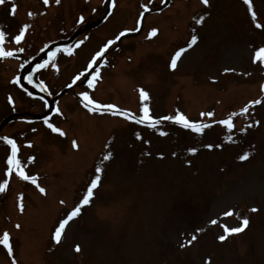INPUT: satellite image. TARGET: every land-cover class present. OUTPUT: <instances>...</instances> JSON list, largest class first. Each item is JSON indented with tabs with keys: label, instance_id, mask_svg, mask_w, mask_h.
I'll use <instances>...</instances> for the list:
<instances>
[{
	"label": "rangeland",
	"instance_id": "obj_1",
	"mask_svg": "<svg viewBox=\"0 0 264 264\" xmlns=\"http://www.w3.org/2000/svg\"><path fill=\"white\" fill-rule=\"evenodd\" d=\"M107 1L0 4V43L13 53L0 59V122L11 113L46 114L64 133L53 132L45 118L28 116L0 129V137L19 149L20 170L36 180L26 186L6 179L10 146L0 141V182L7 180L0 192V238L7 232L15 253L0 245V264H264V63L253 62L264 47V0H250L251 12L244 0H111L98 27L46 52L32 83L50 101L31 92L25 77L37 51L103 18ZM121 32L135 35L121 38L113 51ZM192 36L197 40L188 47ZM109 40L100 81L53 99L75 77L85 81L88 63ZM181 48L186 51L171 68ZM26 62L28 69L20 70ZM140 89L148 93L143 102ZM82 92L96 102L92 106L115 105L118 116L146 104L154 119L179 111L208 126L196 133L161 119L155 127L133 129L108 112L90 111L81 104H87ZM208 112L213 115H201ZM230 115L231 128L219 123ZM245 152L247 158L239 159ZM97 166L101 179L90 203L55 241V227L83 198ZM244 218L249 222L242 231L224 232Z\"/></svg>",
	"mask_w": 264,
	"mask_h": 264
},
{
	"label": "snow or ice",
	"instance_id": "obj_2",
	"mask_svg": "<svg viewBox=\"0 0 264 264\" xmlns=\"http://www.w3.org/2000/svg\"><path fill=\"white\" fill-rule=\"evenodd\" d=\"M6 0H0V4H3L5 3ZM203 3L207 4L208 3V0H202ZM44 3L47 4L48 3V0H44ZM244 3L245 4H248L249 5V11L251 12L252 9H251V6H250V0H244ZM29 15H32V13H29ZM81 19H83V17H81ZM253 19H255V15L253 14ZM139 23V21L137 22ZM27 26H23L19 29V34L16 35L14 37V40L16 43H19L23 36H24V32H25V28ZM257 27H260V25H257ZM135 29H133L134 31ZM127 31V30H126ZM157 32V29L153 28L150 32H149V36H152L154 35L155 33ZM124 35V32H121L119 34V36L116 37V39H119L121 36ZM4 40V33L3 32H0V42H2ZM197 40V37L196 36H192L191 37V40L188 42V47H191V45L193 43H195V41ZM113 43L112 40H109L107 43H105L103 45V47L100 49V51H98L97 53H95L92 57V60L88 63V66L87 68L88 69H92L93 68V63L97 61V58L98 57H102L103 53L105 52V50L109 47V45H111ZM19 51H23V49H19ZM65 51H67V49H65ZM186 51V48H181L179 50H177L175 52L174 55H172L171 57V60H170V67L171 68H175L177 66V60L178 58L182 55V53ZM13 55L12 51L9 50V51H5L3 49L2 46H0V59L2 58H5V57H11ZM49 56L50 57H54V53H49ZM256 60H260L262 63H264V47H261L259 49H257L255 51V54L253 56V62H255ZM45 65L44 64H38L36 67L37 68H43ZM53 67H55V64L53 63ZM35 71V69H34ZM87 71V69L85 70ZM224 71H230V69H225ZM98 72H99V69H95L93 71V73L91 74L92 75V78L91 79H87V77H85L87 79V83H88V87L89 88H92L94 87V81L96 79H99V75H98ZM83 74V73H82ZM81 74V75H82ZM25 79H28L29 82H31V78L30 76L29 77H25ZM80 79V76H77L74 78L73 80V83L76 82V80ZM261 90L264 91V84H261ZM140 92V99L141 101H145L147 98H148V93L146 91H144L143 89H140L139 90ZM83 100H86L87 101V104H85V107H88L90 111H112L113 108L115 106L113 105H107V106H99V105H96V107H91L92 105H94L96 102H94L92 99L89 98V95L87 92H82L79 94ZM10 99V102H11V98ZM250 104L252 103H260L259 100H256V101H250L249 102ZM58 111V109H57ZM247 111V106H245V108L241 109V112H246ZM140 112L142 113L140 119L137 121L138 123H145L147 122L149 124L150 127H155L157 124L160 123L161 119L162 120H170V121H173L174 123L176 124H179L181 125L182 127L186 128V129H191L193 132H196V133H200L204 130L205 127H207L208 125H205L201 122H194V121H190L183 113L179 112V111H176L175 114L173 115H169V116H164L162 118H158V119H154L153 117L150 116L149 114V109H148V106L146 104H142V107L140 109ZM125 115H127V113H125ZM201 115H207L209 117H211L213 115V113L211 112H208V113H202ZM231 115H235V113L231 114ZM231 115L225 119V120H221L219 121L220 124H223V125H226L228 128H231L232 127V124H231ZM44 123L53 131V132H58L60 133V135H64V133L57 127H54L52 124H50L47 120V118H45L44 120ZM0 141H3L5 142L8 146H10V154L7 156V165L9 166L8 167V172H11L14 169L17 170V174L22 178V179H25V180H29V179H32V182L33 183H36V180L27 176L23 171H21L20 169L22 168V165H21V162L20 160L18 159L17 157V152L19 151L16 143L14 140H12L11 138H8V137H0ZM73 147H77V144H76V141H73ZM206 147H213L212 145H206ZM189 152H192V153H195L196 152V149L195 148H189L188 149ZM109 156L110 154H105L104 157H103V160H108L109 159ZM248 156V153H244L243 155H241L239 157V159L241 160H244L246 159ZM29 160L32 159V157H29L28 158ZM102 171V168L100 166H97L96 169H95V172H96V175L91 178V181H90V184H88L87 186V191L86 193L83 195V198L79 201V203L67 214V218L66 219H61L58 223V226L55 227V230H54V234L52 236V239H54L55 241L59 242L60 240V237H61V234H62V231L64 230L66 224L71 220L73 219L74 217H76L80 211H81V206L82 205H85V204H88L90 203V199L91 197L94 195V192L93 190L98 186V182L100 181L101 177L99 175V173H101ZM7 184V180H4L2 182H0V192L4 191L5 190V186ZM37 187H39V185L37 184ZM39 190L41 193L45 192V189L42 188V187H39ZM20 208L22 210V205H20ZM256 209H252V211H255ZM227 214H231V212L227 213ZM248 219L247 218H244L242 219L241 223H240V226L239 227H224V232L226 234L228 233H238L240 231L243 230V228L248 224ZM210 223H216L215 220L213 221H210ZM17 227H19L17 225ZM196 236L193 235L191 237L190 240H187L186 243L187 244H191L192 241L196 240ZM219 240H224L225 239V235H220L218 237ZM0 245H3L4 248L8 249V252H9V255L12 254V249H11V246L9 244V235L7 232H5L2 236V238H0ZM185 245L182 244L181 247H184ZM76 251H79V246L76 247L75 249ZM13 264H16L15 260H13Z\"/></svg>",
	"mask_w": 264,
	"mask_h": 264
}]
</instances>
